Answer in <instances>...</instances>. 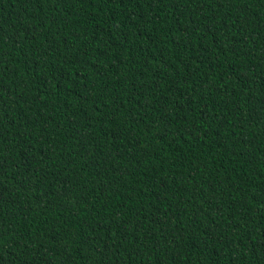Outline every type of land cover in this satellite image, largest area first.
Returning <instances> with one entry per match:
<instances>
[{
	"label": "trees",
	"instance_id": "trees-1",
	"mask_svg": "<svg viewBox=\"0 0 264 264\" xmlns=\"http://www.w3.org/2000/svg\"><path fill=\"white\" fill-rule=\"evenodd\" d=\"M0 264H264V0H0Z\"/></svg>",
	"mask_w": 264,
	"mask_h": 264
}]
</instances>
